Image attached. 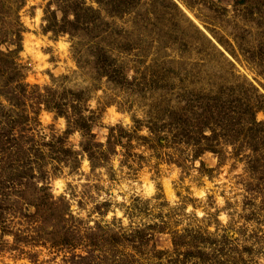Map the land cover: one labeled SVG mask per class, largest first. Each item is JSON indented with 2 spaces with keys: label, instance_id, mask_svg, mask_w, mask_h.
I'll use <instances>...</instances> for the list:
<instances>
[{
  "label": "rangeland",
  "instance_id": "rangeland-1",
  "mask_svg": "<svg viewBox=\"0 0 264 264\" xmlns=\"http://www.w3.org/2000/svg\"><path fill=\"white\" fill-rule=\"evenodd\" d=\"M264 264V0H0V264Z\"/></svg>",
  "mask_w": 264,
  "mask_h": 264
},
{
  "label": "trees",
  "instance_id": "trees-1",
  "mask_svg": "<svg viewBox=\"0 0 264 264\" xmlns=\"http://www.w3.org/2000/svg\"><path fill=\"white\" fill-rule=\"evenodd\" d=\"M215 262H216L215 264H217V262H218V259H216V260H215Z\"/></svg>",
  "mask_w": 264,
  "mask_h": 264
}]
</instances>
